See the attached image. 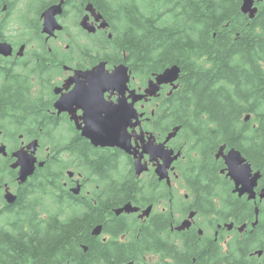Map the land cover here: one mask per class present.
Wrapping results in <instances>:
<instances>
[{
	"label": "trees",
	"instance_id": "obj_1",
	"mask_svg": "<svg viewBox=\"0 0 264 264\" xmlns=\"http://www.w3.org/2000/svg\"><path fill=\"white\" fill-rule=\"evenodd\" d=\"M85 1L119 24L114 41L102 43V59L112 62L118 41H123L120 47L137 77L181 69L164 128L169 133L181 127L179 139L190 145L185 184L195 200L191 209L198 226L182 235H171L167 227L172 242H167L166 255L174 264H264V255L258 258L264 251L263 206L257 217L252 204L233 195L214 160L222 147L238 150L259 169L264 188V0L257 1L254 19L243 14V0ZM3 169L9 171V163ZM5 173L0 187L15 184L14 171ZM41 175L23 184L21 199L0 213V264H80L79 258L87 264H115L110 258L97 259L94 227L101 223L100 213L88 210L89 202L87 209L77 201L68 208L51 206L48 185L42 182L48 171ZM171 199L178 219L184 197L167 187V213ZM167 221L174 222L170 217ZM231 224L248 225L249 232H232L226 227Z\"/></svg>",
	"mask_w": 264,
	"mask_h": 264
},
{
	"label": "flooded vegetation",
	"instance_id": "obj_2",
	"mask_svg": "<svg viewBox=\"0 0 264 264\" xmlns=\"http://www.w3.org/2000/svg\"><path fill=\"white\" fill-rule=\"evenodd\" d=\"M74 2L79 4H70L68 0H0V44L12 46L11 55H0V145L8 152L7 156L0 153V161L9 163L12 169L11 165L16 162L13 154L38 141L37 169L30 180L39 179L47 170L46 193L51 206L62 204L68 208L71 201H77L78 207L87 209L86 203L89 202L92 207L88 210L100 213L101 223L94 227L101 228L97 236L100 246L97 259L110 258L115 264H174V258L166 255L167 242H172L166 228L169 227L171 235H182L198 226L196 214L189 230L176 231L194 212L191 208L195 200L185 184L186 169L191 165L190 145L182 142L179 136L168 143V149L176 155L181 154L167 174L170 184L156 174L157 165L163 164L165 159L150 162L151 157L144 154L142 163L147 164L148 170L141 174L136 172V162L152 135L156 145L166 140L164 124L170 115L167 102L179 90L180 80L162 86L160 96L134 103V93L143 95L156 74L137 77L129 66L128 54L120 47L123 41H118L115 47L118 55L112 62L102 59V43L114 41L119 24L104 17L108 27L100 29L102 21L95 24L94 16L90 14L89 22L97 28L90 33L81 26L82 20L88 16V3L85 0ZM61 3L62 14L56 19L63 29L54 34L45 33L44 13ZM95 11L101 14L96 8ZM71 20H74L73 26ZM102 62H106L107 74H112L120 66L127 67L128 80L126 84L119 83L118 88L97 89L99 99L93 100L92 97L90 107L97 111L98 118L90 119L79 97L83 90V73L96 69ZM61 98L65 99L63 111L56 107ZM120 108L123 127L117 134L122 144H131V152L118 146L95 145L84 135L88 128L91 131L100 128L112 131L103 121L107 122L109 111ZM134 110L138 120L131 119ZM157 117L159 121H156ZM137 121L140 125L135 128ZM100 142L104 143L103 140ZM228 151L225 149V154ZM217 154L214 160L233 195L246 200L255 209H260V205L264 209V200L260 199L261 180L255 189L256 200H249L247 195L239 196L234 192L235 183L227 176L224 159L218 158ZM40 163L45 164L39 167ZM250 164L253 175L258 173L259 169ZM12 171L17 178L18 170ZM167 187L175 190L180 198L184 197L178 208V213L183 215L180 214L178 219L171 206L173 199L167 213ZM22 189L18 185L17 201L25 192ZM75 189H78L77 193ZM142 190L147 193L141 194ZM151 190L154 192L150 193ZM127 205L134 209L125 210ZM7 208L4 192L0 193V213L5 214ZM169 217L173 223H168ZM235 229L242 235L249 232L248 225L233 227L231 231ZM176 238L179 244L180 238ZM263 255L264 251H261L258 258ZM79 262L87 264L81 258Z\"/></svg>",
	"mask_w": 264,
	"mask_h": 264
},
{
	"label": "water",
	"instance_id": "obj_3",
	"mask_svg": "<svg viewBox=\"0 0 264 264\" xmlns=\"http://www.w3.org/2000/svg\"><path fill=\"white\" fill-rule=\"evenodd\" d=\"M256 0H243L242 1V12L244 15L249 16L250 19H254L258 8L256 7ZM63 3L59 5L51 6L45 13V23H44V31L48 34H54L57 30H62L63 26L59 24L56 17L62 14ZM87 12L92 14L96 20L99 22L103 20V23L100 29H106L108 27V23L103 19L101 14H97L94 6L89 4L87 6ZM85 17L82 22L81 26L85 30L89 31L90 33H94L97 28L94 24H90V16ZM12 54V46L8 43L0 44V55L9 56ZM128 68L125 66H120L116 68L112 74L106 70V62H102L96 69L92 71H87L83 73V90L80 93L81 102L83 103L86 111V116L90 119L98 118V113L95 109H91L90 103L93 97V100H98V91L99 88H104L107 86H113L114 88H118L119 83L126 84L128 80L127 76ZM181 69L178 66H173L171 68L166 69L161 74L155 75V80H150L149 86L146 89L143 95H138L136 92L134 93V103L144 100L147 97H157L161 91L163 85L174 84L180 79ZM92 89V90H91ZM101 94L103 93L100 92ZM76 96L74 95L73 98ZM76 99H78V94ZM75 99V100H76ZM65 103V99L61 98L56 107L63 111V105ZM87 106V107H86ZM131 116V115H130ZM123 118L121 113V108L118 111H109L107 113L106 121H103L104 125H107L111 128L110 131L108 128H100L97 131H91L89 128L84 131V135L91 139L95 145H102V146H118L127 152H131L132 146L129 143L128 146L122 144L119 141V137L117 132L121 130L123 127V122L121 121ZM138 120L137 112L134 110V116H131V119ZM250 116L246 118V121H249ZM139 126V122L134 124V127ZM181 127L174 128L167 136L165 142L162 144H155V138L153 135L151 136L150 142H147L143 146V152L141 157L136 162V172L137 174H141L148 170L147 164L142 163V159L144 154H147L151 157L150 162L158 161L159 158L165 159L163 164L157 165L156 174L159 176L160 180H168L170 184V178L168 177L169 170L172 164L177 161L180 157V153L177 155L173 150L167 148V144L175 139ZM100 140H103L104 143H101ZM39 146L38 141L33 142L28 146L27 149H21L18 152L13 154V158L16 159V162L11 165L13 170H18L17 174V181L19 184H25L30 177H32L36 171V166L38 160L36 158V151ZM225 147H222L217 157H222L225 161L227 166V176L235 183V193H238L239 196L247 195L249 200H256V191L255 189L259 185V181L262 178L260 172L253 175L251 165L246 161V159L242 156V154L236 150L232 149L225 154ZM0 153L4 154L5 156L8 155L7 149L4 146L0 145ZM40 167L44 166V163L39 164ZM77 192L78 190H74ZM260 199L264 200V189L261 190ZM5 200L8 204H14L17 201V196L14 195L7 184L5 185ZM131 205H127L125 210H131ZM260 209L256 208V215L259 216ZM118 214H121L119 211ZM196 213L193 212L190 214V217L182 223V225L178 228V231H186L189 230L192 226V221L194 220ZM258 224V219L255 222L254 227ZM229 230H231L234 225H227L226 226ZM101 228L98 227L95 229V234L100 235ZM201 231V235H202ZM261 254V252H259Z\"/></svg>",
	"mask_w": 264,
	"mask_h": 264
},
{
	"label": "rangeland",
	"instance_id": "obj_4",
	"mask_svg": "<svg viewBox=\"0 0 264 264\" xmlns=\"http://www.w3.org/2000/svg\"><path fill=\"white\" fill-rule=\"evenodd\" d=\"M73 23H74V20H71L70 21V24L73 26ZM14 25V24H13ZM12 25V26H13ZM12 30H14V29H12ZM3 165H4V162L3 161H0V177H1V173L2 172H4V174H6L5 172H10V171H12V169H9V171H7V170H5V169H3ZM46 172V170H44V173ZM42 182L43 183H47L48 182V180L45 178V177H43V179H42ZM9 185H10V187H11V190H12V192H16L17 191V189H18V184L15 182V184H12V183H9ZM39 186H41V185H37V187L36 188H38ZM1 221L2 220H0V223H1ZM226 239H229V236H226Z\"/></svg>",
	"mask_w": 264,
	"mask_h": 264
},
{
	"label": "bare ground",
	"instance_id": "obj_5",
	"mask_svg": "<svg viewBox=\"0 0 264 264\" xmlns=\"http://www.w3.org/2000/svg\"><path fill=\"white\" fill-rule=\"evenodd\" d=\"M8 186V185H7ZM10 191H12V190H10Z\"/></svg>",
	"mask_w": 264,
	"mask_h": 264
}]
</instances>
